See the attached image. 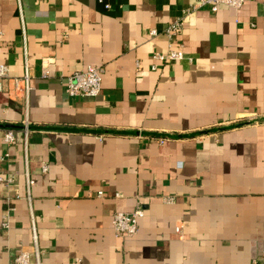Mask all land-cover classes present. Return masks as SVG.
I'll return each instance as SVG.
<instances>
[{"label":"crops","instance_id":"obj_1","mask_svg":"<svg viewBox=\"0 0 264 264\" xmlns=\"http://www.w3.org/2000/svg\"><path fill=\"white\" fill-rule=\"evenodd\" d=\"M192 3L0 0V64H27L33 88L27 110L0 93V264L32 251L31 213L41 264H264V0L192 12L183 59L158 64ZM88 65L100 94L70 98L63 79ZM137 204V234L117 237L113 214Z\"/></svg>","mask_w":264,"mask_h":264},{"label":"built area","instance_id":"obj_2","mask_svg":"<svg viewBox=\"0 0 264 264\" xmlns=\"http://www.w3.org/2000/svg\"><path fill=\"white\" fill-rule=\"evenodd\" d=\"M19 1V0H18ZM248 0H193L191 6L184 11L183 16L176 20L174 23L170 24L163 30V35L172 43L169 44L167 51L164 54H157L152 57L154 61L158 64H168L183 59V53L181 50V45L173 43L177 35L181 32L182 26L185 22V18L189 16L192 12L208 7L211 12H216L218 6L224 5L233 10H240L242 6ZM20 8V5H19ZM158 33L156 30H151L149 35L151 37L156 36ZM152 70L156 69V65L151 66ZM102 74L103 68L88 65L85 69L76 71L66 76L63 81L66 85L67 94L70 98L76 97H88L95 98L101 92L102 84ZM46 76V72L43 74ZM33 88L30 84V73L27 64H25L24 74L21 78H11L9 76L8 67L0 64V93L10 92L14 94H19L24 99L25 109L27 110L29 104V97ZM27 133L25 132V138ZM15 140L14 132L12 130H6L3 134V141L7 145H11ZM162 143V141H160ZM9 157L8 153L0 155V163L4 162ZM27 157L25 156V159ZM49 166L43 164L41 166V172L43 174L47 173ZM25 189H26V200L30 206V190L34 185V180L29 176L28 171L24 172ZM0 183L3 184L9 191L14 190V179L12 176L5 175L0 172ZM98 197L102 196V193L97 194ZM9 204L8 209H6L3 214V226L4 229L9 228L8 219L11 212H13L14 207L11 206L10 200H5ZM164 203H173L174 200L171 197L164 198ZM144 216L143 208L140 204H137L136 208L131 213H114L111 220L112 230L117 237L122 239H129L134 237L138 232V222ZM31 239H32V251L21 250L13 258V264H41L40 263V250L38 246V239L36 234V226L34 224L33 215L31 213ZM175 232L180 234V228H176ZM78 261V260H77ZM79 262V261H78Z\"/></svg>","mask_w":264,"mask_h":264}]
</instances>
